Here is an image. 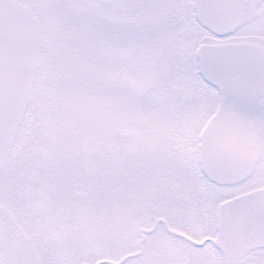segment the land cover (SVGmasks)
Returning <instances> with one entry per match:
<instances>
[{"label":"snow or ice","instance_id":"1","mask_svg":"<svg viewBox=\"0 0 264 264\" xmlns=\"http://www.w3.org/2000/svg\"><path fill=\"white\" fill-rule=\"evenodd\" d=\"M0 264H264V0H0Z\"/></svg>","mask_w":264,"mask_h":264}]
</instances>
